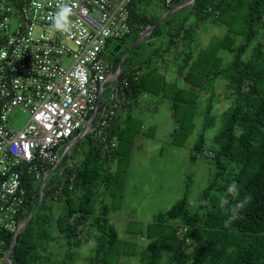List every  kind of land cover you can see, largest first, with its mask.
<instances>
[{
	"label": "trees",
	"instance_id": "16d2710c",
	"mask_svg": "<svg viewBox=\"0 0 264 264\" xmlns=\"http://www.w3.org/2000/svg\"><path fill=\"white\" fill-rule=\"evenodd\" d=\"M145 1L148 0H138L132 6L134 28L130 35L136 34L134 41L154 24L144 11ZM185 1L180 0L179 4ZM159 3L164 8L160 19L167 11L174 14L177 10ZM185 8L187 13L180 21L166 22L170 15L164 19L167 27L158 35L160 45L139 65L124 68L122 64L120 80L126 79L127 85H120L123 92L119 90V93L126 95L129 109L126 114H118L108 131L110 136L117 137L116 147L104 152L89 136L80 140L74 149L81 143L82 159L69 171L65 167L68 174L75 171L76 178L72 182L66 179L63 195L55 201L60 212L55 217L48 207L42 217L35 220L49 200V193L42 200L29 194L28 212L23 218H31L16 239L9 232L1 233L0 258L16 240L9 255L10 264H53L46 245L56 230L66 244L57 264H75L70 250L83 245L89 235L95 237V245L87 264H129V259L137 256L142 264H264V0H192L181 9ZM210 20L227 28V33L222 38L217 37L216 43L209 41L196 52L193 44L199 27ZM125 39L109 40L105 58L108 59V49L120 47ZM248 50H251L249 59L242 58ZM222 52L235 57L227 61V55ZM170 60H176L175 75L183 76L185 87L176 86L177 79H171L175 85L167 81L165 71ZM113 63L115 68L119 67ZM162 71L165 73L161 74ZM218 77L227 80L232 105L224 128L214 138L216 149L208 151L214 166L208 189L195 209L189 207L185 196L160 214L148 225L146 235L141 234L146 245L122 240L110 223V214L117 210L115 197L122 190L118 183L126 172L138 133L133 129L134 121L141 122L134 113L143 100L142 95L161 93L174 103L173 117L177 118L180 110L183 113L185 108L199 101L196 99L200 93L212 90ZM205 85L210 88L206 89ZM211 107V104L205 107L208 114ZM177 119L181 121L178 129L184 138L173 137L172 143L181 146L194 125L186 127L183 116ZM203 143L202 133L193 148L192 159L206 153ZM233 183L237 186L236 193L228 191ZM102 190L109 193L111 206L103 202ZM241 202H245L244 207L231 219L233 209Z\"/></svg>",
	"mask_w": 264,
	"mask_h": 264
},
{
	"label": "built area",
	"instance_id": "2783aa9c",
	"mask_svg": "<svg viewBox=\"0 0 264 264\" xmlns=\"http://www.w3.org/2000/svg\"><path fill=\"white\" fill-rule=\"evenodd\" d=\"M135 1L0 0V235L16 239L26 228L29 194L60 200L66 179L76 178L65 168H74V143L89 136L104 152L116 147L108 131L129 109L119 93L127 81L105 49L132 33ZM179 1L162 0L177 10L192 3ZM60 5L71 9L68 31L53 27ZM149 33L147 27L141 38ZM16 109L28 115L20 129L10 123ZM3 262L10 264L6 254Z\"/></svg>",
	"mask_w": 264,
	"mask_h": 264
},
{
	"label": "rangeland",
	"instance_id": "374dc122",
	"mask_svg": "<svg viewBox=\"0 0 264 264\" xmlns=\"http://www.w3.org/2000/svg\"><path fill=\"white\" fill-rule=\"evenodd\" d=\"M159 1L161 0H148L144 4L146 16L154 20L153 28L155 27V29L151 37L149 34L140 41L141 35H139L137 40L134 41L136 34L133 32L122 42L117 53H115V49L118 46H113L112 49L107 50L109 53L107 60L116 62L119 65L124 59V68L139 65L147 54H150L160 45L161 41L158 39V35L165 32L167 27L165 23L178 22L187 13V8L176 10L174 14L171 13L172 15L169 14V10L162 16L163 18L167 14L170 15L164 23V21H161L162 18L160 19L164 8ZM210 23H212L211 20L203 24L201 28L199 27L193 44V49L196 52L204 48L207 42L215 41L216 43L218 38H222L227 33V28ZM239 38L237 37V39ZM250 52L251 50H248L242 58L249 59ZM112 53H114V56ZM222 54L227 55V61H231L235 57L232 53L222 52ZM165 72L167 81L171 85H175L171 81L175 74L171 77L169 72ZM165 72L162 71L161 74ZM180 83L183 84L182 81ZM227 83V80L223 77L216 78L212 84V90H205L202 92L203 94L200 93L199 99H196L199 101H196L191 107L185 108V112L179 111L177 118L183 116L186 127L194 125V129L181 146L172 143L173 137L184 138V135L178 129L181 121L173 117L174 109L172 106L174 103L168 99L166 100L161 93L154 96L148 93L142 95V105L145 104L146 106L148 103L149 108L147 111L144 109L143 112L139 109L134 113V116L141 122L134 121L133 129L138 130V133L134 139L126 172L118 183L122 190L118 191V195L115 197L117 210L110 214V223L114 224L122 240L131 241L137 245H143L144 243L146 245L147 241L142 237L146 235L148 225L154 223L160 214L166 213L185 196H187L189 207L196 208L203 192L208 189L214 173L213 159L210 158V154L208 155V151L216 149L214 138L224 128L232 105V97L228 96ZM178 85L180 84L177 83L176 86ZM185 86L186 84L182 87ZM167 87L170 88L169 85ZM205 87L206 89L210 88L207 85ZM168 92L171 95L169 90ZM181 104L184 105V103H179V105ZM210 104L212 107L210 114H208L205 107ZM27 119L28 115L21 109L14 110L10 115L11 125L18 129L27 122ZM205 122L208 123L207 126L204 125ZM205 127L207 129L203 132ZM202 133L206 153L194 160L191 158L193 148ZM76 144L74 143L73 146ZM80 145L81 143L72 150L70 159L74 163L77 159L80 162L83 157L81 152L83 146L81 148ZM66 164L67 160L61 162L55 178L52 179L53 181L59 180L60 171ZM111 186L116 188L114 184H111ZM102 198L105 204L111 206L108 192H103ZM48 207L53 211L55 217L60 212V206H57L55 202L46 200L45 205L37 215L38 218H35V220L40 219L44 214V210ZM33 222V224L36 223V221ZM52 234L53 239L46 245L47 253L53 257V264H57L66 249V244L59 237L56 230ZM84 239L83 245L70 250L74 253L73 260L75 259V264H87V259L95 245L94 236L89 235ZM188 249H192L190 243H188ZM129 264H142V262L137 256L129 259Z\"/></svg>",
	"mask_w": 264,
	"mask_h": 264
},
{
	"label": "clouds",
	"instance_id": "9594fccd",
	"mask_svg": "<svg viewBox=\"0 0 264 264\" xmlns=\"http://www.w3.org/2000/svg\"><path fill=\"white\" fill-rule=\"evenodd\" d=\"M60 11L56 13L53 27L57 30L68 31L69 30V20L68 17L71 14V9L67 5H60ZM228 191L230 193H236L237 186L235 183L229 186ZM247 199V198H246ZM223 203H227V201H223ZM245 202L238 203L233 209V216L231 219L236 218V213H238L243 207Z\"/></svg>",
	"mask_w": 264,
	"mask_h": 264
},
{
	"label": "crops",
	"instance_id": "0c3cea01",
	"mask_svg": "<svg viewBox=\"0 0 264 264\" xmlns=\"http://www.w3.org/2000/svg\"><path fill=\"white\" fill-rule=\"evenodd\" d=\"M159 2H161V1H159ZM169 14H171V13H169ZM169 14H167V16L169 15ZM166 16V15H165ZM212 24V23H211ZM200 27H201V25H200ZM142 40V38L140 39V41ZM195 43V42H194ZM176 60H173V61H171L170 60V63H169V66H167V72H169L171 75V77L176 73V66H175V64H174V62H175ZM174 80L173 81H175L176 79V82L177 83H179L180 85H178V86H180V87H182L185 83H184V79H183V76H177V75H175V77L173 78ZM180 81H182L183 82V84H181L180 83ZM166 99V98H165ZM167 100V99H166ZM142 105V102L140 103V105H139V107H137V110H139L140 109V111H143L144 109H146V111L148 110V103H147V105L145 106V104H143L142 105V107L140 108V106ZM144 112V111H143ZM142 112V113H143ZM141 113V114H142ZM136 138V137H135ZM133 149V148H132ZM77 162H79L78 161V159H77ZM49 201H51V202H55V201H53L51 198L49 199ZM58 204V203H57Z\"/></svg>",
	"mask_w": 264,
	"mask_h": 264
},
{
	"label": "water",
	"instance_id": "95a60500",
	"mask_svg": "<svg viewBox=\"0 0 264 264\" xmlns=\"http://www.w3.org/2000/svg\"><path fill=\"white\" fill-rule=\"evenodd\" d=\"M167 16V15H166ZM165 16V17H166ZM164 17V18H165ZM164 18L162 19V21L164 20ZM118 49H119V46L115 49V53H117V51H118ZM114 54V53H113ZM124 60V59H123ZM123 60L120 62V64H119V67L121 68L122 67V64H123ZM18 237V235L16 236V238ZM15 244H16V240H15V242H14V244H13V246H12V248L9 250V251H7V253H6V259L7 260H9V255H10V252H11V250L13 249V247L15 246Z\"/></svg>",
	"mask_w": 264,
	"mask_h": 264
},
{
	"label": "bare ground",
	"instance_id": "6f19581e",
	"mask_svg": "<svg viewBox=\"0 0 264 264\" xmlns=\"http://www.w3.org/2000/svg\"><path fill=\"white\" fill-rule=\"evenodd\" d=\"M137 1H138V0H137ZM135 2H136V1H135ZM135 2H134V3H135ZM161 2H162V0H161ZM185 2H186V1H185ZM185 2H184V3H185ZM134 3H133V4H134ZM162 3H163V2H162ZM189 5H190V4L184 5V7H187V6H189ZM182 8H183V7H182ZM169 13H172V11H170ZM164 17H165V16H164ZM164 17H163V18H164ZM163 18H162V19H163ZM162 19H161V21H162ZM164 19H165V18H164ZM163 21H164V20H163ZM163 21H162V22H163ZM152 29H153V27H150V31H152ZM0 257H1V256H0Z\"/></svg>",
	"mask_w": 264,
	"mask_h": 264
}]
</instances>
